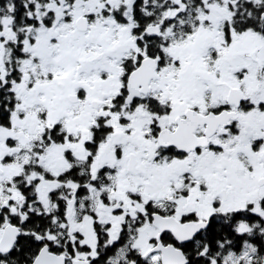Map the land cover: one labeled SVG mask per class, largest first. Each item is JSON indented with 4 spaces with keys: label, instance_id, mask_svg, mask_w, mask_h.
I'll list each match as a JSON object with an SVG mask.
<instances>
[{
    "label": "flooded vegetation",
    "instance_id": "1",
    "mask_svg": "<svg viewBox=\"0 0 264 264\" xmlns=\"http://www.w3.org/2000/svg\"><path fill=\"white\" fill-rule=\"evenodd\" d=\"M90 4L0 0V167L24 187L0 205V240L18 229L0 264L44 247L55 264H264V0ZM43 28L49 59L85 36L69 66L28 47ZM15 121L32 147L3 133Z\"/></svg>",
    "mask_w": 264,
    "mask_h": 264
},
{
    "label": "rangeland",
    "instance_id": "2",
    "mask_svg": "<svg viewBox=\"0 0 264 264\" xmlns=\"http://www.w3.org/2000/svg\"><path fill=\"white\" fill-rule=\"evenodd\" d=\"M87 2H90L91 4L89 7L92 9L95 5V3L100 2V0H86ZM42 40L39 43L34 44L33 46H29L32 51L37 52L42 58H43V63L45 65H49V62H53L56 65H63V66H69V64L72 62L73 57L76 56L78 50H82L85 36L78 34L76 31L74 33L68 34L67 36L63 37H58L56 45L58 46V51L59 54L55 59H49L50 55V49L48 46V40L51 38V35L55 34V30L53 28H43L42 29ZM27 47V48H28ZM59 62V64H58ZM3 66L2 63V47L0 45V68ZM61 66V67H63ZM66 75H67V70L65 69ZM67 77V76H66ZM64 77L63 81H66L67 78ZM67 82V81H66ZM53 85H43L42 88L45 89H51ZM31 124V121H27L26 125H23V122L21 121H15L12 122L11 126L9 128H2L3 133H5L6 136L11 135V139L14 140V149L18 148H29L32 147L34 144L35 140V134H30L28 133V128L29 125ZM12 152L13 150L10 147H7V152ZM51 154H52V149H51ZM47 161L50 162L52 165L48 164L50 167L53 166L54 164V159L53 158H47ZM0 168L3 169V173L5 177H3V180H1L0 176V205L5 206L8 205V200L10 198H16L19 196L18 189L15 188L13 185L9 184H4L3 181H6L7 177H11V172H10V167L8 165L6 166H1ZM19 171H14V173H17ZM32 177H36V175L33 173ZM43 186H46L47 188L51 187V183L48 181L41 180L38 187H37V192L41 193V188ZM14 209V208H13ZM238 258H242L241 256L236 257V260L233 259L231 264H236Z\"/></svg>",
    "mask_w": 264,
    "mask_h": 264
},
{
    "label": "water",
    "instance_id": "3",
    "mask_svg": "<svg viewBox=\"0 0 264 264\" xmlns=\"http://www.w3.org/2000/svg\"><path fill=\"white\" fill-rule=\"evenodd\" d=\"M81 23L82 22L80 20V22H78V25H80ZM17 234L18 229L16 227L6 226L0 240V251L7 252L13 245ZM33 264H55V262L52 255L48 253L47 248L44 247L41 249Z\"/></svg>",
    "mask_w": 264,
    "mask_h": 264
},
{
    "label": "trees",
    "instance_id": "4",
    "mask_svg": "<svg viewBox=\"0 0 264 264\" xmlns=\"http://www.w3.org/2000/svg\"><path fill=\"white\" fill-rule=\"evenodd\" d=\"M15 188H17V189H19V188H24V187H22V186H19V185H15L14 186ZM23 244H30V242L26 239V238H24V237H20V239H19V243H18V245H17V247L16 248H19V249H21L22 248V246H23ZM31 245V244H30ZM28 247H29V245H28ZM15 248V249H16Z\"/></svg>",
    "mask_w": 264,
    "mask_h": 264
}]
</instances>
